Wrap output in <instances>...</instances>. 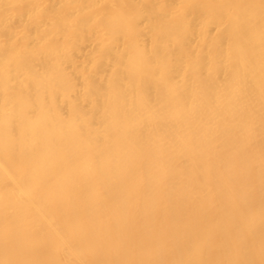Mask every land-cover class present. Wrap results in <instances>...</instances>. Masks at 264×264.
Instances as JSON below:
<instances>
[{
  "label": "bare ground",
  "instance_id": "1",
  "mask_svg": "<svg viewBox=\"0 0 264 264\" xmlns=\"http://www.w3.org/2000/svg\"><path fill=\"white\" fill-rule=\"evenodd\" d=\"M0 264H264V0H0Z\"/></svg>",
  "mask_w": 264,
  "mask_h": 264
}]
</instances>
